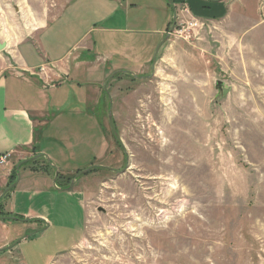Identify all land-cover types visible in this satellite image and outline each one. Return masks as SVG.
Here are the masks:
<instances>
[{"label": "rangeland", "instance_id": "1", "mask_svg": "<svg viewBox=\"0 0 264 264\" xmlns=\"http://www.w3.org/2000/svg\"><path fill=\"white\" fill-rule=\"evenodd\" d=\"M68 1L44 45L64 50L88 31L101 38V57L110 49L141 55L146 47L150 60L137 68L124 60L135 75L118 73L104 88L108 74L96 84L97 104L49 121L41 139L50 155L58 149L56 165L72 174L95 167L78 176L73 193L42 196L38 211L49 225L15 222L29 236L12 258L45 264L74 244L51 264H264V0H237L219 12L226 18L194 26L189 14L205 16L195 0H185L189 13L184 5L175 11L180 0H121L122 30L100 35L94 25H111L100 22L103 0H0V41L9 44L0 50V71L10 47ZM174 11L152 72L164 39L154 30ZM55 82L63 97L79 94L75 81ZM110 100L128 154L123 171Z\"/></svg>", "mask_w": 264, "mask_h": 264}, {"label": "crops", "instance_id": "2", "mask_svg": "<svg viewBox=\"0 0 264 264\" xmlns=\"http://www.w3.org/2000/svg\"><path fill=\"white\" fill-rule=\"evenodd\" d=\"M157 1L160 6L164 3V0ZM180 2L174 4L175 11L176 8L184 5L189 13L186 1L180 0ZM195 2H197L195 3L197 6L202 7V14L205 16L203 19H199L189 14L192 19L216 22L226 18V15L221 16L219 12L223 8L235 4L237 0H195ZM221 2H223L222 8ZM71 5V1H68L62 6L56 17L46 22L39 32L24 41L17 42L14 48L10 47L7 52L9 63L0 71V154L11 153L7 164L0 166V195L12 184H9L10 175L19 162L31 157H35L34 160L38 162L33 164L31 162L33 160H28L23 163L19 167L20 178L17 184L5 195L0 196V210L20 218L14 220V216H0V257L8 260V264H39L36 257L29 256L28 259H25L18 255L16 259L12 258L15 255L14 252L17 251V245L26 240V238L22 239L12 245L23 236L21 226H17L15 222L25 224V226L34 221L49 225L50 221L47 215L38 211L44 208L45 200L42 196L55 197L60 195L59 193H73L77 189L78 177L74 179L73 185L70 187L67 180L74 173L63 169L62 164L60 167L56 165V162L60 164L58 149H52V155H50L44 146L45 142L41 139L43 132L48 128L49 121L51 123L58 121L62 117L61 110L75 112L80 111V107L89 106L91 103L97 104L96 84L114 70L128 71L129 67L123 64L124 60L133 62L134 68L142 67L150 60V54H147L149 52L146 51V47L145 51H141V55L135 51L129 52L131 54L129 56L121 50L110 49L108 55L101 57L99 52L102 40L101 38H90L88 31L81 34L69 48L64 50H56L54 45H44L43 38L49 35L51 27L59 22ZM101 5L104 8V16L100 22L111 23V25L109 28L100 25L98 28L97 25H94L93 30L96 29L97 35L103 31L107 34H111L110 30L121 31L120 26L123 23L116 20L117 15H122L121 12L124 10L121 7V0H103ZM171 24L172 22H167L165 28L158 27L154 33L160 38H165ZM8 45L6 43L5 48ZM113 56H119L120 59L112 61L111 57ZM58 77L68 78L71 82L75 81L79 94L81 90L83 91L81 96L73 94L70 90L67 97H63L62 92H59V88H56L55 85ZM91 86L94 87L92 91H90ZM87 113L90 114V110ZM50 117L51 119H49ZM44 155L48 156L52 165L57 169L56 186L53 185L55 170ZM42 161L48 163L49 166L47 167ZM73 246L74 244L67 250ZM52 261L45 264H51Z\"/></svg>", "mask_w": 264, "mask_h": 264}, {"label": "water", "instance_id": "3", "mask_svg": "<svg viewBox=\"0 0 264 264\" xmlns=\"http://www.w3.org/2000/svg\"><path fill=\"white\" fill-rule=\"evenodd\" d=\"M174 23H175V15L173 16V20H172V24H171V27H170L169 32L167 33V35L165 36V38H164V39H163V40L157 45V47L155 48V51H154V53H153V57H152V61H151L152 72H153V70H154V65H155V62H156L157 53H158L160 47L162 46V44L168 39V35L172 32V30H173V28H174ZM5 46H6V42H3V41L1 42V41H0V50L4 49ZM123 72H128V73H130L131 75H135V74H134L133 72H131V71H126V70H116V71L112 72V73L108 76V78H107L105 84L103 85L104 88H106V83H107L110 79H112L116 74H118V73H123ZM152 72H151V73H152ZM147 77H149V76H147ZM222 83H223L222 81L217 80L216 83H215L216 88L219 89V90H222V87H221ZM109 98H110V97H109ZM111 106H112V104H111V100H110V108H109V112H108V121H109V124H110V127H111V129H112V132H113L114 136H115L116 139L118 140L120 146L125 150L124 145H123V143H122V140H121V138H120V136H119V134H118V132H117V130H116V128H115V125H114ZM127 155H128V154H127ZM44 156H45L47 162L50 163V165L53 166V168H54V170H55V176H54V178H53V185L56 186V185H55V181H56V177H57V169H56V167H55L54 165H52V163L50 162V159L48 158V156H46V155H44ZM34 158H35V157H31V158H29V159H25V160H23V161H21V162H19V163L17 164V166H16V169H17L16 180H15V182H13L11 185H9V186L3 191V193L0 195L1 197H2L3 195H5V193H7L10 189H12V188L17 184V182H18V180H19V178H20L19 167H20L23 163H26L28 160H34ZM93 167H94V166H89L88 168L79 171V172L74 176V178L71 179L69 186L71 187V186L73 185L74 179H75L76 177L85 174L86 172L90 171ZM126 168H127V165L122 169V171L125 170ZM28 236H29V235H24V236L18 238V239L12 244V245L18 243V242L21 241L22 239L27 238ZM9 247H11V246H9Z\"/></svg>", "mask_w": 264, "mask_h": 264}, {"label": "trees", "instance_id": "4", "mask_svg": "<svg viewBox=\"0 0 264 264\" xmlns=\"http://www.w3.org/2000/svg\"><path fill=\"white\" fill-rule=\"evenodd\" d=\"M31 162H32L33 164H37V163H38L37 160H33V161H31ZM42 162L45 163V161H42ZM45 165H46L47 167L49 166L48 163H45ZM78 172H79V170L76 171L75 174H77ZM16 173H17V170L14 169V170L12 171L11 175H10L9 184H11V183H13V182L15 181V179H16ZM75 174H74V175H75ZM74 175L68 178L67 183H70V180H71L72 177H74ZM65 185H67V184H65ZM0 208H1V205H0ZM0 216H6V217L14 216V217H15V218H13L14 220H19V219H20V218H17V216H15V215H12V214H10V213H4V212H2L1 210H0Z\"/></svg>", "mask_w": 264, "mask_h": 264}, {"label": "built area", "instance_id": "5", "mask_svg": "<svg viewBox=\"0 0 264 264\" xmlns=\"http://www.w3.org/2000/svg\"><path fill=\"white\" fill-rule=\"evenodd\" d=\"M191 26L197 25V21H193L192 23H190ZM11 153L10 152H6L3 154H0V166H4L5 164H7L8 160L10 159Z\"/></svg>", "mask_w": 264, "mask_h": 264}, {"label": "flooded vegetation", "instance_id": "6", "mask_svg": "<svg viewBox=\"0 0 264 264\" xmlns=\"http://www.w3.org/2000/svg\"><path fill=\"white\" fill-rule=\"evenodd\" d=\"M151 70H152V68H151ZM114 121V120H113ZM114 125H115V123H114ZM109 126H110V124H109ZM111 128V127H110ZM112 130V129H111ZM113 133V132H112ZM114 135V134H113ZM115 137V136H114ZM115 139H116V137H115ZM116 141L118 142V140L116 139ZM118 145L120 146V144H119V142H118ZM120 148H121V150H122V152H123V154H124V157H125V166L127 165V161H128V155H127V152H126V150H124L121 146H120ZM124 166V167H125ZM95 167V166H94ZM92 169H94V168H92ZM91 169V170H92ZM96 169V168H95ZM111 171H114V172H118V171H120V170H115V169H112V168H109ZM123 169V168H122Z\"/></svg>", "mask_w": 264, "mask_h": 264}]
</instances>
